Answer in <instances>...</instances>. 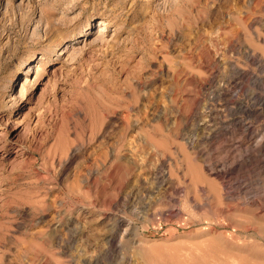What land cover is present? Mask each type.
I'll return each instance as SVG.
<instances>
[{"label":"rangeland","instance_id":"374dc122","mask_svg":"<svg viewBox=\"0 0 264 264\" xmlns=\"http://www.w3.org/2000/svg\"><path fill=\"white\" fill-rule=\"evenodd\" d=\"M260 61L264 0H0V264H264Z\"/></svg>","mask_w":264,"mask_h":264},{"label":"bare ground","instance_id":"6f19581e","mask_svg":"<svg viewBox=\"0 0 264 264\" xmlns=\"http://www.w3.org/2000/svg\"><path fill=\"white\" fill-rule=\"evenodd\" d=\"M106 23L107 22L102 21L100 23L101 26L97 29V31L104 32L106 30V28L109 26ZM251 56L255 58V55L254 54L253 55L251 54ZM260 66L264 68V63H262L261 61H260ZM244 76H245V72L242 71V70H240V69H237L236 71H234V73H233L232 77L230 78L228 84L241 83V78H243ZM253 79L257 80V79H260V77H258L257 75H255V76H253ZM250 97L253 98L254 100H257L258 102H260L264 106V95L263 94H255V92L253 91V92L250 93ZM246 108H249V107H246ZM247 110L250 111L251 109H247ZM247 131L249 133H255V131L252 129V127L250 125L247 126ZM4 147H5L4 146V143L1 140V142H0V148L1 149H4ZM260 148L261 149H264V144H261L260 145ZM17 151H19V149ZM240 164H241V162H240ZM123 222H124V220H123ZM115 239H116V236L114 235V233L111 234L110 237H109V239H108L112 247H114V246L117 245V241H115Z\"/></svg>","mask_w":264,"mask_h":264}]
</instances>
